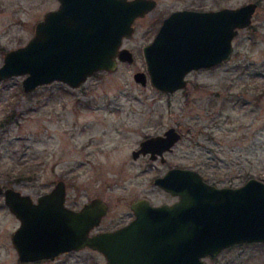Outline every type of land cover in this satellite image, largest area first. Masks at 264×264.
<instances>
[{
	"label": "rangeland",
	"instance_id": "rangeland-1",
	"mask_svg": "<svg viewBox=\"0 0 264 264\" xmlns=\"http://www.w3.org/2000/svg\"><path fill=\"white\" fill-rule=\"evenodd\" d=\"M155 8L135 22L122 45L131 63L97 71L78 87L53 81L26 92V74L0 79V183L33 199L63 180L67 203L80 207L98 197L108 206L98 229L124 223L130 203L146 198L170 202L153 178L169 165L193 168L218 186H239L248 178L264 181V0H156ZM257 4L252 21L232 40L228 61L190 72L175 92L134 81L146 71L142 45L154 36L158 19L181 7L217 9ZM57 0H0V65L6 51L24 45L36 21L56 8ZM182 138L165 162L132 150L167 128ZM21 173V175H19ZM18 219L0 195V264H105L90 248L53 260L22 262L11 242ZM205 264H264V242L231 245Z\"/></svg>",
	"mask_w": 264,
	"mask_h": 264
},
{
	"label": "water",
	"instance_id": "water-1",
	"mask_svg": "<svg viewBox=\"0 0 264 264\" xmlns=\"http://www.w3.org/2000/svg\"><path fill=\"white\" fill-rule=\"evenodd\" d=\"M36 21L32 37L5 52L0 79L26 74V92L59 81L75 88L94 72L112 71L117 61L131 63L133 54L122 40L134 32L133 21L150 12L155 0H57ZM255 2L210 10L171 12L153 39L143 46L146 72L133 74L156 89L174 92L186 86L185 76L199 68L228 61L232 40L251 24ZM182 129L139 142L131 155L150 159L172 150ZM153 184L177 196L172 203L151 204L136 198L134 218L124 226L90 234L107 213L106 203L91 198L79 209L64 204L66 187L58 180L48 192L33 198L0 183V195L18 219L11 242L19 261L55 259L84 248L96 250L105 264H205L234 244L264 242V181L250 177L239 186H218L193 168L172 167Z\"/></svg>",
	"mask_w": 264,
	"mask_h": 264
},
{
	"label": "flooded vegetation",
	"instance_id": "flooded-vegetation-1",
	"mask_svg": "<svg viewBox=\"0 0 264 264\" xmlns=\"http://www.w3.org/2000/svg\"><path fill=\"white\" fill-rule=\"evenodd\" d=\"M155 2H156V0H155ZM157 3V2H156ZM155 6H156V4H155ZM155 6H154V8H155ZM153 8V9H154ZM222 8V7H221ZM152 9V10H153ZM182 9H194V10H210V9H203V8H194V7H181V8H176V9H173L172 11H170L167 15H164V16H160V18L158 19V21H159V24H158V26H157V30H158V28H159V26L161 25V23L163 22V20L171 13V12H173V11H176V10H182ZM217 9H219V8H217ZM151 10V11H152ZM150 11V12H151ZM149 13V12H148ZM148 13H146L144 16H142V17H137V18H135L134 19V21H133V23H132V25L135 27V22L138 20V19H143ZM157 30H156V32H157ZM156 32H155V34H156ZM154 34V35H155ZM131 36V35H130ZM154 37V36H153ZM153 37H152V39H153ZM129 38V37H128ZM151 39V40H152ZM151 40H149V41H147L145 44H143L142 45V48H141V52H142V49H143V46L144 45H146L147 43H149ZM122 42H123V40H122ZM122 47H126V46H123L122 45ZM132 54H133V52H132ZM142 56H143V52H142ZM143 59H144V57H143ZM133 60H134V55H133ZM145 61V60H144ZM122 62H125V61H117V64H119V63H122ZM133 62V61H132ZM222 63V62H221ZM146 64V63H145ZM220 64V63H219ZM219 64H217V65H219ZM118 66V65H117ZM214 66H216V65H214ZM214 66H210V67H207V68H199V69H195V70H191L190 72H192V71H199V70H203V69H208V68H211V67H214ZM101 71V70H100ZM105 71V70H104ZM138 71H142V72H146V71H143V70H137L136 72H138ZM97 72V71H96ZM189 72V73H190ZM188 73V74H189ZM187 74V75H188ZM186 75V76H187ZM186 76H185V78H186ZM186 80H187V78H186ZM187 85V84H186ZM183 89V88H182ZM178 90H181V89H178ZM178 90H176V91H178ZM175 92V91H174ZM182 138V135H181V137H180V139ZM179 139V140H180ZM175 145V144H174ZM173 149V148H172ZM170 151H172V150H170ZM170 151H165L164 153H167V152H170ZM164 153H163V160L160 158V156H158L157 155V157L155 158V159H157V158H159V160L160 161H162V162H165V157H164ZM141 155V154H140ZM139 155V156H140ZM142 156V155H141ZM144 156H147V157H149V154H145ZM149 159H150V157H149ZM154 159V160H155ZM153 160V159H152ZM172 167H183V166H172V165H169L161 174H159V175H163L168 169H170V168H172ZM202 175V174H201ZM158 176V175H157ZM156 177V176H155ZM203 177V176H202ZM204 179V178H203ZM205 180V179H204ZM66 186V185H65ZM52 189V187L48 190V191H50ZM48 191H45V192H48ZM44 192V193H45ZM168 193V192H167ZM170 194V193H169ZM170 196L173 198V200H171L170 202H160V203H157V204H154V203H151L150 201V203L151 204H154V205H158V204H162V203H172V202H174V201H176L177 199H178V197L177 196H173V195H171L170 194ZM34 201L36 200V199H33ZM64 204L67 206V207H69V208H72V209H79L80 207H77V208H75V207H72V206H70L68 203H67V193H65V201H64ZM131 204V203H130ZM129 208H130V205H129ZM107 210H108V206H107ZM131 210V209H130ZM104 217V216H103ZM102 217V218H103ZM134 218V214H133V212L131 211V215L128 217V219L126 220V221H124V223H122V224H120L119 226H124V225H127L132 219ZM102 220V219H101ZM119 226H116V227H119ZM116 227H113V228H108V229H98V230H96V228H94V229H92L91 230V232H90V234H93V233H96V232H98V231H104V230H111V229H114V228H116ZM70 252V251H69ZM65 253H68V252H65ZM65 253H62V254H65ZM62 254H60V255H62ZM59 256V255H58ZM57 256V257H58ZM45 260H50V259H45Z\"/></svg>",
	"mask_w": 264,
	"mask_h": 264
},
{
	"label": "trees",
	"instance_id": "trees-1",
	"mask_svg": "<svg viewBox=\"0 0 264 264\" xmlns=\"http://www.w3.org/2000/svg\"><path fill=\"white\" fill-rule=\"evenodd\" d=\"M19 175H21V173H19Z\"/></svg>",
	"mask_w": 264,
	"mask_h": 264
}]
</instances>
